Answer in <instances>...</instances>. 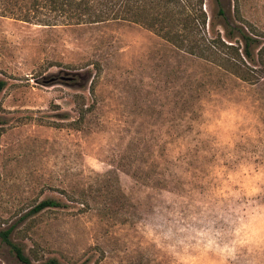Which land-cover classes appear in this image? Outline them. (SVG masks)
<instances>
[{
    "label": "rangeland",
    "instance_id": "rangeland-1",
    "mask_svg": "<svg viewBox=\"0 0 264 264\" xmlns=\"http://www.w3.org/2000/svg\"><path fill=\"white\" fill-rule=\"evenodd\" d=\"M236 1L264 45V0ZM0 81V230L32 262L264 264V78L133 23L0 17Z\"/></svg>",
    "mask_w": 264,
    "mask_h": 264
},
{
    "label": "trees",
    "instance_id": "trees-1",
    "mask_svg": "<svg viewBox=\"0 0 264 264\" xmlns=\"http://www.w3.org/2000/svg\"><path fill=\"white\" fill-rule=\"evenodd\" d=\"M214 3L218 8L216 18H221V31L215 29L213 18L208 19L204 0H0V17L42 26L110 21L137 24L187 56L244 82L258 83L264 78L260 31L243 21L237 1L235 23L221 9V0ZM3 87L4 82L0 81V92ZM60 206L54 200H43L33 212ZM12 230H0V242L18 264H59L55 259L32 262L12 242Z\"/></svg>",
    "mask_w": 264,
    "mask_h": 264
}]
</instances>
